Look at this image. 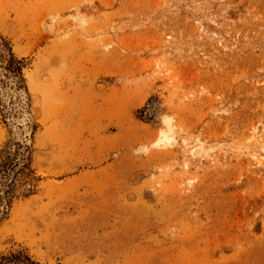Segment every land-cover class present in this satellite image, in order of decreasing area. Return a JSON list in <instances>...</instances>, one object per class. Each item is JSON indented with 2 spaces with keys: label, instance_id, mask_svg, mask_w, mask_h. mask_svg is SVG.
Here are the masks:
<instances>
[{
  "label": "rangeland",
  "instance_id": "374dc122",
  "mask_svg": "<svg viewBox=\"0 0 264 264\" xmlns=\"http://www.w3.org/2000/svg\"><path fill=\"white\" fill-rule=\"evenodd\" d=\"M0 42V264H264V0H0Z\"/></svg>",
  "mask_w": 264,
  "mask_h": 264
},
{
  "label": "trees",
  "instance_id": "16d2710c",
  "mask_svg": "<svg viewBox=\"0 0 264 264\" xmlns=\"http://www.w3.org/2000/svg\"><path fill=\"white\" fill-rule=\"evenodd\" d=\"M0 61L6 62L8 72L15 77V82L21 83V64L19 60L14 59L11 51L6 47L3 42H0ZM34 264L27 256L21 254H13L4 258L2 264Z\"/></svg>",
  "mask_w": 264,
  "mask_h": 264
}]
</instances>
